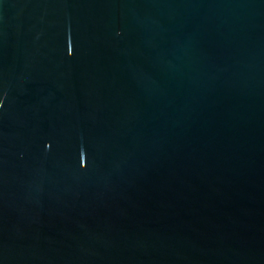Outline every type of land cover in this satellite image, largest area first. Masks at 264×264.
I'll return each mask as SVG.
<instances>
[{"label":"water","instance_id":"obj_1","mask_svg":"<svg viewBox=\"0 0 264 264\" xmlns=\"http://www.w3.org/2000/svg\"><path fill=\"white\" fill-rule=\"evenodd\" d=\"M0 264H264V0H0Z\"/></svg>","mask_w":264,"mask_h":264}]
</instances>
